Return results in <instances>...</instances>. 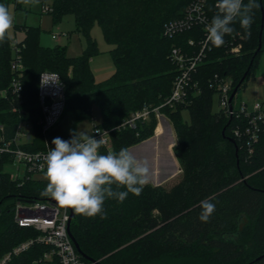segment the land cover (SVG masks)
I'll use <instances>...</instances> for the list:
<instances>
[{"label":"trees","instance_id":"1","mask_svg":"<svg viewBox=\"0 0 264 264\" xmlns=\"http://www.w3.org/2000/svg\"><path fill=\"white\" fill-rule=\"evenodd\" d=\"M12 2L16 8L21 6L19 0H0L8 9ZM190 2L53 0L50 13L54 22H59L65 13H73L76 29L86 36L87 46L83 54L69 56L64 45L41 44L39 26L15 25V30L24 32L23 38L17 40L18 59L23 65L22 99L11 93L0 96V123L30 121L35 139L29 147H44L38 124L41 111L37 87L39 74L45 69L58 72L67 91L66 109L49 133L50 141L56 137L69 140L77 122L91 116L94 104L102 115L99 125L114 127L144 104L165 103L178 74L177 65L170 57L171 48L176 45L195 53L204 36L200 25L174 36L164 35V24L183 15ZM216 3L217 0H205L209 19L217 13ZM256 3L259 7L253 10L250 30L241 28L237 21L232 25L235 32L225 36L223 46L210 43L193 74L192 83L196 85L191 87L188 96L183 101L161 106L173 122L177 140L173 150L183 170L182 179L168 190L162 185L145 183L139 195L129 193L122 203L106 199L104 218L101 215L85 217L73 210L70 231L86 264H97L86 257L101 264H248L261 255L251 264H264V126L250 154L245 138L234 134L236 127L246 125V119L211 109L212 95L217 91L216 77L230 76L231 92L238 84L237 93L240 92L254 72L260 53L264 52L263 27L262 46L255 53L260 41L264 0ZM94 23L99 24L105 40L113 45L109 52L115 68L101 81L95 79L90 66L91 57L100 52L89 36ZM13 39L8 31L0 41V88L7 87L13 75ZM189 39H193V44H188ZM236 44L241 45L240 51L232 53L230 48ZM183 109L189 112V122L183 119ZM156 124L152 115L136 128L114 129L111 132L113 151L118 152L148 135ZM161 125L154 146L155 165L160 167V172L170 166L164 142H160L166 132ZM165 141L170 150L173 139L169 137ZM99 151L106 154L110 150L103 145ZM150 152L148 144L133 150L137 159L148 162L149 171ZM5 162L0 160V258L37 233L33 228L20 227L14 221V205L7 206L5 202L12 198L48 197L41 195L47 180L13 179L4 169ZM205 200L215 205L208 222L199 219L200 202ZM47 248L34 244L12 256L7 264H30Z\"/></svg>","mask_w":264,"mask_h":264},{"label":"built area","instance_id":"2","mask_svg":"<svg viewBox=\"0 0 264 264\" xmlns=\"http://www.w3.org/2000/svg\"><path fill=\"white\" fill-rule=\"evenodd\" d=\"M42 9L45 12H50L52 7L49 4H43ZM210 22L211 19L207 17L205 11V0H191L183 15L170 19L164 24L163 32L166 36H174L196 25L203 28L204 36L200 41V49L195 53H190L176 45L171 48L170 57L177 65L178 74L174 80L171 94L163 104L172 105L183 101L190 93L191 87L196 85V83H192L193 74L198 64L205 57L207 48L210 47L206 31ZM52 37L58 38L59 35L52 34ZM188 44H193V39H189ZM240 48L241 45L236 44L230 48V51L237 53ZM13 50L15 51L14 59L11 61L13 75L9 85L0 88V96L6 97L11 93L21 100L23 85L20 78L23 65L18 59L19 45L16 38L13 39ZM42 76L46 78V81L42 80ZM215 82L223 110L231 116L235 114L246 119V125L236 127L234 134L239 138H245L248 153L251 154L254 143L258 141L259 134L264 126V106L259 101L253 103L250 109L246 106V103L235 106L233 99L232 109H230L232 81L216 77ZM37 98L41 111L38 124L41 127L44 147L39 149L29 147L35 139L34 126L30 121L22 120L12 125L0 123V160L5 159V165H17L15 173L8 172L11 178L18 179L21 182L31 179L30 174L33 172L45 173L46 171L44 157L50 147H53L48 135L61 120L67 105L66 83L58 72L49 69L41 71L38 79ZM163 104L156 106L144 104L114 127H102L95 124L93 132L88 135L94 136L96 139L103 138L106 142L104 146L108 148L109 139L105 136L106 134H111L114 129L136 128L139 123L149 121L152 115L157 120L155 128L157 133L158 126L163 118L161 110ZM8 126L11 129L9 133H6ZM21 166L24 167L23 175H20ZM13 205L14 221L20 227L33 228L37 233L7 251L0 258V264H7L12 256L28 250L34 244H43L48 248L30 264H86L71 236V208L60 206L50 196L45 199H15Z\"/></svg>","mask_w":264,"mask_h":264},{"label":"clouds","instance_id":"3","mask_svg":"<svg viewBox=\"0 0 264 264\" xmlns=\"http://www.w3.org/2000/svg\"><path fill=\"white\" fill-rule=\"evenodd\" d=\"M29 2L24 0V3ZM258 7L256 0H248L247 4L244 0H217V13L206 28L207 41L215 47L223 46L225 36L235 32L232 25L237 21L241 28L250 30L253 10ZM12 27L13 15L0 4V41ZM42 80L46 78L42 76ZM70 135L69 140L56 137L51 141L54 147H50L44 157L47 185L41 195L50 196L60 206L72 208L85 217L101 215L104 218L106 199L122 203L129 193H141L149 174L146 160L137 159L127 147L101 154L99 150L106 143L103 138L96 139L77 131ZM200 207L199 219L208 222L215 205L205 200L200 202Z\"/></svg>","mask_w":264,"mask_h":264},{"label":"rangeland","instance_id":"4","mask_svg":"<svg viewBox=\"0 0 264 264\" xmlns=\"http://www.w3.org/2000/svg\"><path fill=\"white\" fill-rule=\"evenodd\" d=\"M21 6L16 8V3L12 2L9 7V11L13 15V27L9 30V33L12 38L21 39L24 36V32L20 29L15 30V25H33L39 26L41 28L40 42L45 46H53L56 44L66 46V53L69 56H79L83 54L85 47L87 46V38L82 33L76 29L75 16L73 13L68 12L63 14L59 22H54L53 16L50 12H45L42 9L43 4L52 5L53 0H30L29 3H24V0H19ZM52 34L59 35L58 38H53ZM90 38L93 39L100 52L91 57L90 66L94 77L97 81L104 80L108 78L114 71V62L112 60L110 49L113 47L112 44L108 43L102 33L101 27L98 23H94L91 27ZM242 37V36H241ZM15 51H13V54ZM264 75V52H261L258 57V62L252 73L250 79L248 80L246 86L236 94L234 98V105L238 106L240 103H246V106L250 109L253 106V103L263 101L264 104V84L262 83L261 76ZM228 80L231 79L230 76L227 77ZM262 100V101H261ZM211 109L213 112L221 113L223 108L220 105V94L219 92H214L212 95ZM183 119L188 121L190 120L189 112L187 109L182 110ZM102 122V115L98 105L94 104L91 111V116L81 119L77 122L75 131L92 133L95 124ZM161 126L169 125L171 132L173 134V142L170 144V151L174 158V161L178 167L176 173L172 176L164 179L161 183L156 184L152 177L148 174L147 182L153 185H162L165 189H170L173 185L177 184L183 177V170L175 156L173 147L176 143V136L174 133V126L170 116L167 113L163 112V118L161 119ZM156 128V126H155ZM145 135L144 137L139 138L134 143L130 144L127 148L136 146L137 144L151 139L154 136H158L156 129ZM10 127L6 128V133H9ZM166 133V132H165ZM108 140V148L110 151H113V140L111 134L105 135ZM165 136V134H164ZM160 137V142L166 143L169 138L167 136ZM137 148H134V150ZM16 164H7L4 169L6 171L15 173ZM20 175H23L24 167L21 166ZM32 178L35 179H45L44 172H33L30 174ZM156 178V177H155ZM46 180V179H45Z\"/></svg>","mask_w":264,"mask_h":264},{"label":"water","instance_id":"5","mask_svg":"<svg viewBox=\"0 0 264 264\" xmlns=\"http://www.w3.org/2000/svg\"><path fill=\"white\" fill-rule=\"evenodd\" d=\"M261 8H262V25H261V31H260V41H259V46H258V48H257V50H256L255 53H257V52L260 50L261 46H262V43H261V35H262L263 27H264V8H263V6H261ZM248 71H249V69H247L245 75L248 73ZM238 87H239V84L236 85V86L234 87V89H233V91H232V93H231V95H230V102H231L230 109H232V101H233V99H234V97H235V95H236V93H237ZM230 120H231V117H230V119H229L228 122H230ZM225 128H226V126H225V127L223 128V130H222V133H223V134H225ZM165 130H166V133L168 134V138L170 137L171 139H173V134H172V132H171V129H170L169 125H166V126H165ZM146 144H150L151 147H153V149H154V146H155V136H154L153 138H151V139L145 140V141H143V142L137 144L136 146L130 148L129 151L133 154V150H134V148H139V147H141V146H143V145H146ZM163 148H164V151H165V153H166L167 159L172 163V165H171V168H170L167 172H165V173H163V174H160V175L158 176L157 180H155V173H154L153 171L151 172L152 180H153L156 184L161 183L164 179H166V178L172 176V175L178 170V167H177V165H176V163H175V161H174V158H173V156H172V154H171V152H170V150H169V144H168L167 142L164 143ZM154 156H155V154H154V152H153V153H152V157H154ZM14 202H15V199L12 198V199L6 201V202H5V205H7V206H8V205H12ZM73 216H74V211H73V209L71 208L70 218H73ZM71 236H72V234H71ZM72 238H73V236H72ZM73 240H74V238H73ZM74 242H75V245H76L78 251L80 252L77 242H76L75 240H74ZM262 256H263V255H261V256L255 258L253 261H250L248 264H251L252 262L259 260ZM86 258H87L88 260H90L92 263L101 264V263L98 262L97 260H94V259H92V258H90V257H86Z\"/></svg>","mask_w":264,"mask_h":264},{"label":"bare ground","instance_id":"6","mask_svg":"<svg viewBox=\"0 0 264 264\" xmlns=\"http://www.w3.org/2000/svg\"><path fill=\"white\" fill-rule=\"evenodd\" d=\"M148 145L151 147L150 144H148ZM153 152L155 154L154 157H152V153ZM148 157H149V159L151 161V168H150V171H149V175L151 176V172L153 171L155 173V177H156L155 180H157V178H158V176L160 174H163V173L167 172L171 168L172 163L170 162V166L166 170H163L162 172L159 171L160 167L157 168L156 165H155V157H156L155 147H154V149H153V147H151V152L149 153Z\"/></svg>","mask_w":264,"mask_h":264},{"label":"crops","instance_id":"7","mask_svg":"<svg viewBox=\"0 0 264 264\" xmlns=\"http://www.w3.org/2000/svg\"><path fill=\"white\" fill-rule=\"evenodd\" d=\"M261 80H262V83L264 84V75L263 76H261ZM262 101V100H261ZM262 103V105L264 106V104H263V101L261 102ZM165 136H167L168 137V134L167 133H165Z\"/></svg>","mask_w":264,"mask_h":264}]
</instances>
